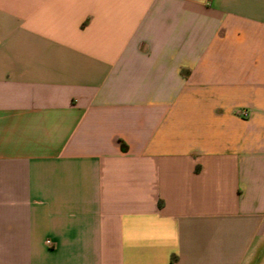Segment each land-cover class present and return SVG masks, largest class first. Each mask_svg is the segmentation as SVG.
I'll return each instance as SVG.
<instances>
[{
	"label": "crops",
	"instance_id": "crops-1",
	"mask_svg": "<svg viewBox=\"0 0 264 264\" xmlns=\"http://www.w3.org/2000/svg\"><path fill=\"white\" fill-rule=\"evenodd\" d=\"M0 264H264V0H0Z\"/></svg>",
	"mask_w": 264,
	"mask_h": 264
},
{
	"label": "built area",
	"instance_id": "built-area-1",
	"mask_svg": "<svg viewBox=\"0 0 264 264\" xmlns=\"http://www.w3.org/2000/svg\"><path fill=\"white\" fill-rule=\"evenodd\" d=\"M242 115L244 116H248V114L246 112H242Z\"/></svg>",
	"mask_w": 264,
	"mask_h": 264
}]
</instances>
